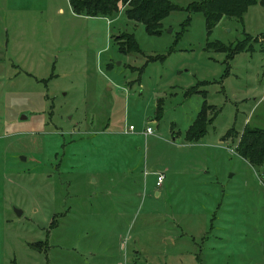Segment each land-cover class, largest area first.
Masks as SVG:
<instances>
[{
  "label": "rangeland",
  "instance_id": "1",
  "mask_svg": "<svg viewBox=\"0 0 264 264\" xmlns=\"http://www.w3.org/2000/svg\"><path fill=\"white\" fill-rule=\"evenodd\" d=\"M169 1L154 37L121 10L0 0V264H264V185L235 152L264 128V6L208 34L200 0Z\"/></svg>",
  "mask_w": 264,
  "mask_h": 264
},
{
  "label": "trees",
  "instance_id": "2",
  "mask_svg": "<svg viewBox=\"0 0 264 264\" xmlns=\"http://www.w3.org/2000/svg\"><path fill=\"white\" fill-rule=\"evenodd\" d=\"M68 2L74 14L88 18L102 17L113 20L121 10L127 21L140 24L148 36L154 37L162 34L163 20L169 17L172 12L182 10L169 0H68ZM256 4L264 6V0H200L199 2L191 3L186 12L189 14H202L205 19L206 31L210 34L224 18L236 19L241 22L242 16L248 8ZM247 37H250V35H247ZM119 40L118 46L121 52L137 53L138 47L133 34L124 33ZM207 45L208 49L228 52L226 47L219 42ZM244 47L245 43L240 44L234 53L227 55V58L231 59L235 54L243 52L242 49ZM195 93H198L196 88L187 91L185 96ZM201 94L206 97L205 92H201ZM207 107L209 105L204 101L201 110L197 114L198 119L186 132L187 141H197L206 134L207 126L204 128L197 127V131L195 129L196 126L201 125L200 121L204 122L200 117L203 110ZM235 152L251 166L260 170V181L264 185V128L251 126L247 123L239 136Z\"/></svg>",
  "mask_w": 264,
  "mask_h": 264
},
{
  "label": "built area",
  "instance_id": "3",
  "mask_svg": "<svg viewBox=\"0 0 264 264\" xmlns=\"http://www.w3.org/2000/svg\"><path fill=\"white\" fill-rule=\"evenodd\" d=\"M127 130H128L129 132H132V131L134 130V128H133V126H129ZM151 132H152V131H151L150 128H146V134H147V135H148V134H152ZM156 180H157V185H160V184L162 183V181H163V176H162V175H158Z\"/></svg>",
  "mask_w": 264,
  "mask_h": 264
},
{
  "label": "crops",
  "instance_id": "4",
  "mask_svg": "<svg viewBox=\"0 0 264 264\" xmlns=\"http://www.w3.org/2000/svg\"><path fill=\"white\" fill-rule=\"evenodd\" d=\"M0 57H1V54H0ZM262 103V102H264V95H263V97H261L260 99H258L257 101H256V103Z\"/></svg>",
  "mask_w": 264,
  "mask_h": 264
},
{
  "label": "water",
  "instance_id": "5",
  "mask_svg": "<svg viewBox=\"0 0 264 264\" xmlns=\"http://www.w3.org/2000/svg\"><path fill=\"white\" fill-rule=\"evenodd\" d=\"M16 212L18 213V215L20 214L19 211L16 210ZM260 245H261L262 253L264 254V243L262 242Z\"/></svg>",
  "mask_w": 264,
  "mask_h": 264
}]
</instances>
